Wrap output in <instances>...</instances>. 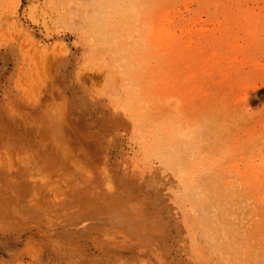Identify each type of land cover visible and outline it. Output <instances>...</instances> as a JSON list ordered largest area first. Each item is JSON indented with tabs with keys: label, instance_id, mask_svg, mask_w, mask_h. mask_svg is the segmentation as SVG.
Wrapping results in <instances>:
<instances>
[{
	"label": "bare ground",
	"instance_id": "6f19581e",
	"mask_svg": "<svg viewBox=\"0 0 264 264\" xmlns=\"http://www.w3.org/2000/svg\"><path fill=\"white\" fill-rule=\"evenodd\" d=\"M8 56L0 53V150L19 161L0 164V210L65 213L47 221V238L71 239L47 241L50 259L104 264L98 255L120 250L132 258L123 264H248L239 240L249 213L214 160L207 169L196 124L121 107L97 91L103 78L93 72L44 83L35 67L16 77ZM252 102L245 94L243 105Z\"/></svg>",
	"mask_w": 264,
	"mask_h": 264
},
{
	"label": "rangeland",
	"instance_id": "374dc122",
	"mask_svg": "<svg viewBox=\"0 0 264 264\" xmlns=\"http://www.w3.org/2000/svg\"><path fill=\"white\" fill-rule=\"evenodd\" d=\"M2 52L16 77L93 72L121 107L196 124L207 169L249 213L241 252L264 264V0H0Z\"/></svg>",
	"mask_w": 264,
	"mask_h": 264
},
{
	"label": "crops",
	"instance_id": "0c3cea01",
	"mask_svg": "<svg viewBox=\"0 0 264 264\" xmlns=\"http://www.w3.org/2000/svg\"><path fill=\"white\" fill-rule=\"evenodd\" d=\"M22 215H28V217L16 219L9 216L6 208L0 210V264H63L61 257L50 259V254L47 253L45 247L47 241L58 243V240L64 238L60 235H53V233L49 234L50 236L47 238V229L53 225H46V209L30 211L29 208H26L22 211ZM64 240L71 239L66 237ZM74 241L86 246V253L90 252L88 238L77 236ZM110 252H112L108 253L110 255H98L104 264H123L132 260L120 250ZM53 254L55 253L53 252ZM82 257L91 258V255ZM67 258L72 260L77 257L72 255ZM78 260L76 264H88L90 262V260Z\"/></svg>",
	"mask_w": 264,
	"mask_h": 264
}]
</instances>
